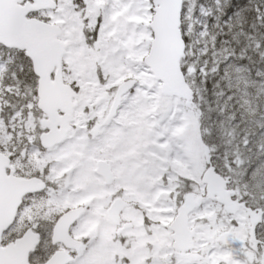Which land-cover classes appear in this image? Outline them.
I'll return each mask as SVG.
<instances>
[{"label":"snow or ice","instance_id":"1","mask_svg":"<svg viewBox=\"0 0 264 264\" xmlns=\"http://www.w3.org/2000/svg\"><path fill=\"white\" fill-rule=\"evenodd\" d=\"M0 264H264V0H0Z\"/></svg>","mask_w":264,"mask_h":264}]
</instances>
